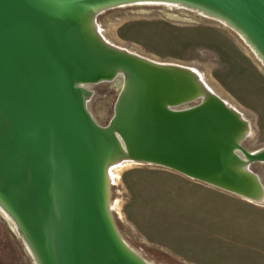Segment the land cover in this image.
<instances>
[{"label": "water", "instance_id": "1", "mask_svg": "<svg viewBox=\"0 0 264 264\" xmlns=\"http://www.w3.org/2000/svg\"><path fill=\"white\" fill-rule=\"evenodd\" d=\"M182 5L235 32L264 64V0H0V208L37 264H150L122 240L108 167L127 159L262 201L249 124L193 70L107 42L97 14ZM122 78L106 125L90 85ZM197 101L196 103H193ZM193 103V104H191Z\"/></svg>", "mask_w": 264, "mask_h": 264}, {"label": "rangeland", "instance_id": "2", "mask_svg": "<svg viewBox=\"0 0 264 264\" xmlns=\"http://www.w3.org/2000/svg\"><path fill=\"white\" fill-rule=\"evenodd\" d=\"M95 23L115 46L195 68L248 121L243 145L249 150L264 146V64L230 28L165 2L113 6L99 12ZM211 28L228 31L247 59ZM121 83L116 77L89 86L87 106L100 125L110 120ZM250 168L264 188V163ZM117 176L109 180L111 216L125 244L150 264H264V199L251 201L151 163L134 162ZM1 211L0 264H37Z\"/></svg>", "mask_w": 264, "mask_h": 264}, {"label": "bare ground", "instance_id": "3", "mask_svg": "<svg viewBox=\"0 0 264 264\" xmlns=\"http://www.w3.org/2000/svg\"><path fill=\"white\" fill-rule=\"evenodd\" d=\"M204 15V14H203ZM225 26V25H224ZM96 28H97V30H98V32L100 33L101 31L99 30V28H98V26H96ZM101 34V33H100ZM104 36V35H103ZM107 41V40H106ZM108 42V41H107ZM251 51L253 52V50L251 49ZM132 52V51H131ZM249 52V51H248ZM134 53V52H133ZM253 55H255L254 54V52H253ZM259 60V59H258ZM259 62H261L260 60H259ZM176 64V63H175ZM259 64V63H258ZM179 65H181V64H179ZM182 66H185V65H182ZM258 66H260V64L258 65ZM185 67H187V68H189V69H191V70H193L195 73H197V75L199 76V78L201 79V76L199 75V73L195 70V68H191V67H188V66H185ZM260 68L261 69H263L264 70V67H261L260 66ZM259 68V69H260ZM201 81H202V79H201ZM204 83V85L206 86V88H207V90L208 91H210V92H212V93H214V94H216L214 91H213V89L211 88V87H209L205 82H203ZM231 105V104H230ZM251 126V125H250ZM248 132V131H247ZM251 134H252V132H251ZM134 162L133 161H130V160H127V159H123V160H121V161H118V162H115V163H113V164H111L109 167H108V176H109V180H110V178H116L117 179V174H118V172H119V170H121L123 167H127V165H131V164H133ZM126 169V168H125ZM112 181V180H111ZM118 197V196H117ZM264 199V198H263ZM262 199V200H263ZM117 200V199H116ZM118 201V200H117ZM252 201V200H251ZM112 203V202H111ZM110 203V204H111ZM109 204V208H110V210H111V205ZM115 204V203H114ZM120 205V204H119ZM113 207H116V209H118L119 207L118 206H113L112 205V208ZM2 210V209H1ZM118 211V210H117ZM120 211V210H119ZM3 214H4V216L7 218V220L8 221H10L12 224H13V227H14V229H15V231L17 232V234H19L20 235V232H19V230H18V228L16 227V225L14 224V222L12 221V219L2 210L1 211ZM120 214V213H119ZM122 217V216H121ZM28 249V248H27ZM29 250V249H28ZM135 251V250H134ZM136 252V251H135ZM34 258V257H33ZM33 261H35V259L33 260ZM148 261V260H147ZM151 261V260H150ZM36 262V261H35Z\"/></svg>", "mask_w": 264, "mask_h": 264}, {"label": "crops", "instance_id": "4", "mask_svg": "<svg viewBox=\"0 0 264 264\" xmlns=\"http://www.w3.org/2000/svg\"><path fill=\"white\" fill-rule=\"evenodd\" d=\"M214 29L216 31V33H218L219 35H221L222 37L225 38V40H227L228 43H230V45L232 46L231 48L233 49V52H238L240 54V56H243L245 59H247L246 55L244 54V52L239 48V46H237L236 43H234L231 38L229 37V33L228 31H223V30H218L215 28H211ZM224 51V50H222ZM226 52L230 55H233L231 53V51L229 49L226 50Z\"/></svg>", "mask_w": 264, "mask_h": 264}]
</instances>
